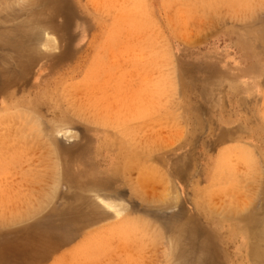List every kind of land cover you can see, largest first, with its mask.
Segmentation results:
<instances>
[{"label": "rangeland", "instance_id": "374dc122", "mask_svg": "<svg viewBox=\"0 0 264 264\" xmlns=\"http://www.w3.org/2000/svg\"><path fill=\"white\" fill-rule=\"evenodd\" d=\"M0 115V264H264V0H0Z\"/></svg>", "mask_w": 264, "mask_h": 264}, {"label": "bare ground", "instance_id": "6f19581e", "mask_svg": "<svg viewBox=\"0 0 264 264\" xmlns=\"http://www.w3.org/2000/svg\"><path fill=\"white\" fill-rule=\"evenodd\" d=\"M130 13H131V11H130ZM129 15V14H128ZM130 17V16H129ZM52 39V37L51 36H46V39H45V42H44V46H46V48L47 47H49V45L50 44H48V42L47 41H50ZM7 112H5V114H6ZM4 114V115H5ZM81 114H82V112H81ZM7 115H8V113H7ZM7 115H5L6 117H8L7 119H10V115L11 114H9V116H7ZM0 116H2V115H0ZM12 116V115H11ZM14 117H15V115H13ZM5 117V118H6ZM13 119V118H12ZM27 120V119H26ZM23 121H25L24 119H23ZM8 123H10V122H8ZM6 126H8V124H6ZM3 135V134H2ZM4 136V135H3ZM29 140V139H28ZM114 141H116V140H114ZM142 141V140H141ZM117 142V141H116ZM28 143V142H27ZM12 145V144H11ZM35 145V144H34ZM134 148V147H133ZM14 149V148H13ZM131 149V148H130ZM142 149V148H141ZM33 150H35V149H33ZM40 150V149H39ZM135 150V149H134ZM9 151V150H8ZM131 151V150H130ZM132 152H133V150H132ZM127 153H128V151H127ZM130 153V152H129ZM134 153H136L135 151H134ZM43 155V154H42ZM124 155H126V154H124ZM129 155V154H128ZM132 156H133V154H131ZM135 155V154H134ZM138 155V154H137ZM138 157V156H137ZM129 159H130V156L128 157ZM133 159H135L134 158V156L132 157ZM138 158H140V157H138ZM224 160V159H223ZM246 160V159H245ZM129 161V160H128ZM130 161H133V160H130ZM219 161V160H218ZM234 161V160H233ZM247 161V160H246ZM31 162V161H30ZM224 162V161H223ZM42 163V162H41ZM238 163H239V161H238ZM238 163H237V165H238ZM2 164V163H1ZM224 164V163H223ZM33 165V164H32ZM11 166V165H10ZM38 166V165H37ZM224 166V165H223ZM239 166V165H238ZM34 167V166H33ZM46 167V166H45ZM9 168V167H8ZM237 169H238V167H236ZM35 169V168H34ZM227 169V168H226ZM225 169V171H227ZM236 169V170H237ZM47 170V169H46ZM49 170V169H48ZM230 170V169H229ZM219 171V170H218ZM35 172H37V171H35ZM222 172V171H221ZM17 173V172H16ZM138 175V174H137ZM34 179V178H33ZM27 180H29L28 179V177H27ZM30 182V181H29ZM1 183V182H0ZM28 184V183H27ZM139 184V183H138ZM32 185V184H31ZM26 186V185H25ZM141 186V185H140ZM138 187V186H137ZM151 188V187H150ZM154 188V187H153ZM232 188V187H231ZM152 189V188H151ZM155 189V188H154ZM157 189V188H156ZM237 189V188H236ZM20 190V189H19ZM25 190V189H24ZM28 190V189H27ZM145 190V189H144ZM18 191V190H17ZM22 191V190H21ZM143 191V190H142ZM28 193V192H27ZM152 193V192H151ZM17 194V193H16ZM142 194V193H141ZM232 194H233V191H232ZM12 195V194H11ZM25 195V194H24ZM29 196V195H28ZM142 196V195H141ZM218 196H220L219 194H218ZM30 197H32V196H30ZM20 198V197H19ZM217 198V197H216ZM238 198V197H237ZM221 199H222V197H221ZM234 199H236V198H234ZM241 199V198H240ZM31 201V200H30ZM109 201V200H108ZM107 200L105 201V202H103L104 204V206L107 208V209H109V210H111L112 212H114V213H116L117 214V216L118 215H120V212L118 211V209H117V207L113 204V203H111V202H108ZM233 201H235V200H232V202L231 203H234ZM239 201V200H238ZM238 201H237V203H238ZM12 202V201H11ZM102 202V201H101ZM217 202H218V200H217ZM4 203V202H3ZM23 204V203H22ZM239 204V207H240V203H238ZM5 205V204H4ZM24 205V204H23ZM244 205V204H243ZM229 206H231V205H229ZM237 206V205H236ZM5 207V206H4ZM236 208V207H235ZM241 208V207H240ZM239 208V209H240ZM4 209V208H3ZM11 210H14V209H12V207H11ZM7 211V210H6ZM2 212H3V210H2ZM8 213V212H7ZM3 214H4V212H3ZM3 214H0V215H3ZM17 214V213H16ZM6 215V214H5ZM116 216V215H115ZM10 217V216H9ZM1 218V217H0ZM7 219V218H6ZM129 221V220H128ZM142 222V221H141ZM140 226V225H139ZM146 227V226H145ZM145 229H143V231H144ZM149 230H151V229H149ZM149 232V231H148ZM151 232V231H150ZM262 232H260V234H261ZM151 234V233H150ZM251 234V233H250ZM258 234V233H257ZM263 235V234H262ZM261 237V236H260ZM31 238V237H30ZM153 238V237H152ZM154 239H155V237H154ZM264 240V239H263ZM22 242V241H21ZM255 242V241H254ZM263 242V241H262ZM253 243V242H252ZM12 244V243H11ZM57 244V243H56ZM13 245V244H12ZM255 245H257V244H255ZM11 248V247H10ZM256 250V249H255ZM261 250H263V249H261ZM257 251V250H256ZM9 252V251H8ZM260 252V251H259ZM257 253V255L258 254H261V252L260 253ZM35 253V252H34ZM252 253V252H251ZM255 253V252H254ZM251 255V254H250ZM254 255V254H253ZM57 260V259H56ZM260 260V259H259ZM150 263V262H149Z\"/></svg>", "mask_w": 264, "mask_h": 264}]
</instances>
